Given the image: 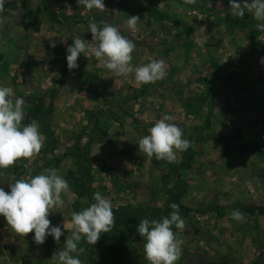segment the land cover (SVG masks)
Returning a JSON list of instances; mask_svg holds the SVG:
<instances>
[{"label": "crops", "instance_id": "obj_1", "mask_svg": "<svg viewBox=\"0 0 264 264\" xmlns=\"http://www.w3.org/2000/svg\"><path fill=\"white\" fill-rule=\"evenodd\" d=\"M49 2L46 8L45 0H5L0 10V86L23 97L25 124L37 121L43 139L38 154L15 162L19 172L0 169V187L7 191L9 183L39 174L45 161L55 160L69 191L49 219L67 229L59 244L49 236L37 245L34 233L18 235L0 216V264H56L54 253L71 234V213L91 199L69 178L80 163L73 146L83 132L95 192L113 208L164 202V176L173 167L188 181L181 196L190 209L182 216L185 229H173L183 242L176 264H204L211 256L208 261L253 264L264 250L255 237L264 233V213L246 210L264 206L253 201L254 192H264V32L256 30L257 21L249 13L233 16L228 0H104L103 11H88L77 0ZM130 15L140 18L135 33L124 24ZM90 21L119 26L136 45L132 63L163 59L166 77L144 85L131 75L115 78L90 52L77 61L89 73L69 72L66 48L76 37L91 42ZM210 80L215 102L190 109L191 101L208 93ZM46 91L53 94V150H47L44 120L28 117L42 106L29 97ZM165 114L196 145L188 168L181 167L185 151L168 163L138 149V140ZM236 129L245 131L247 143L232 137ZM236 207L244 213L240 222L230 217Z\"/></svg>", "mask_w": 264, "mask_h": 264}, {"label": "clouds", "instance_id": "obj_2", "mask_svg": "<svg viewBox=\"0 0 264 264\" xmlns=\"http://www.w3.org/2000/svg\"><path fill=\"white\" fill-rule=\"evenodd\" d=\"M5 0H0L2 10ZM192 3L193 0H186ZM88 11L105 10L104 0H77ZM229 10L236 17L246 13L257 21L256 30L264 32V0H228ZM140 18L130 15L124 22L126 28L135 33ZM92 40L76 37L66 48V65L69 72L79 67L78 57L88 58L90 52L115 78H134L138 85L152 84L163 80L167 68L163 59H151L147 63L134 65L132 53L135 43L121 33L120 27L101 21L89 22ZM264 64V58L260 61ZM23 97L14 96L13 89L0 86V169H7L17 160L30 159L43 147L40 125L33 120L24 124ZM172 115L165 114L148 128L147 134L137 142L138 149L147 157L173 163L177 153L187 151L190 141L184 138L183 129L173 122ZM69 191L68 181L56 168H46L39 174L16 179L9 183L8 190L0 187V216H3L12 230L25 236L32 232L37 245H43L47 237L60 243L65 222L53 225L49 219L55 208L65 203L63 193ZM93 203L80 211L71 213V234L66 237L63 247L54 253L56 264H82L80 254L85 249L80 246L84 240L95 245L101 233H108L114 224L111 201L101 192L93 193ZM172 211L159 220L147 218L139 221L136 231L144 238V257L149 264H176L182 255L181 240L176 238L173 227L185 229V221L179 213V205L169 204ZM231 219L240 222L244 213L234 209Z\"/></svg>", "mask_w": 264, "mask_h": 264}, {"label": "trees", "instance_id": "obj_3", "mask_svg": "<svg viewBox=\"0 0 264 264\" xmlns=\"http://www.w3.org/2000/svg\"><path fill=\"white\" fill-rule=\"evenodd\" d=\"M49 4V0H45L46 8H48ZM38 106L39 108L36 107L32 112L29 113L28 117L43 119L46 114L52 112L51 109L46 110L43 105ZM44 123L46 124V132H48L50 136H53V133L49 132V125L47 122ZM87 159L92 160L90 157ZM192 161L193 152L190 144V147L187 149V151H185L181 167H190ZM73 174L76 175L75 172H70L69 178L73 181L76 189L79 191L82 184ZM183 191L184 190H177L175 188L171 189L169 198L164 206L128 205L113 208L114 224L111 230L108 233H101L100 238L95 245H90L82 240L84 241L83 248L85 249V252L81 255L84 257L87 256L91 262L90 264H144V258H140L139 254L136 252V250H132L131 246L134 245L137 247V249H139L141 247V241L144 240V238L141 237L136 231L139 221L145 218L149 220H159L160 218L167 216L172 211V209L169 208V204L171 203H176L179 205V213L181 217L186 216L190 212V209L181 203ZM80 194L84 195V192H81ZM90 200V204L93 203L92 199ZM246 210L250 213L258 212L259 214H262L264 213V206H256L255 204H251L246 207ZM139 239H141L140 243L135 244L134 242Z\"/></svg>", "mask_w": 264, "mask_h": 264}, {"label": "rangeland", "instance_id": "obj_4", "mask_svg": "<svg viewBox=\"0 0 264 264\" xmlns=\"http://www.w3.org/2000/svg\"><path fill=\"white\" fill-rule=\"evenodd\" d=\"M74 70L77 72L83 73V74L89 73V72H87L86 68L81 67L80 65L77 69H74ZM211 81L213 82V80H210V86L208 87V90H207L208 93L202 97H196L194 99V101H191V104L189 106L190 109H192L193 107L202 106L206 102L208 104H212L213 102H215V95L213 93L214 90H213V87L211 86L212 85ZM52 97H53V94L51 93V91H46L44 94L40 93L38 95H34L32 97H29V98L32 101L35 99H39L40 100L39 102L42 103L44 108L47 110V109H50V106L52 103ZM53 113L54 112H50L43 117L44 122H47L48 125H49V123H52V120L54 119ZM25 121H26V118H24V121H23L24 124H25ZM191 128L192 127H190V130H191ZM49 132H51L50 126H49ZM197 134H200V132L197 131ZM82 135L77 137V139L74 143V146H73L74 150H76L78 152V154L80 155V158H81L80 163L78 164V167H76L77 168V171L75 172L76 175H74V174L73 175L76 176V178L79 179V182L82 184L79 191L84 192V195L86 194L89 198L92 199L93 193H95V189H96L94 187V184L92 183V179H91V176L89 174V167L92 163V160L87 159L89 156L87 154L86 141L83 139L84 138V132L82 133ZM238 136H240V137H238ZM232 137L234 139H237V141H239L240 144L248 142V140L246 138V133L243 130H239V129L234 130ZM56 141L57 140H56L55 132H54L53 136L49 137L50 143L47 147V150H53L56 147ZM191 146H192V144H191ZM194 146H195L194 147L195 149H193V147H192L193 158H194V150H196V145L194 144ZM197 148H199V147H197ZM161 161L166 162L165 160H161ZM193 161H194V159H193ZM19 162H20V160H19ZM57 163H58V160L56 158V164ZM43 165H44L43 170L46 168H54L55 160L50 159L48 161H45V164H43ZM7 169L8 170L11 169L13 171L19 172L20 171L19 163L18 164L14 163L12 166H10ZM164 177H165L164 181L166 184V188L168 190L166 193L167 199L164 202L159 201V203H154V204H152L153 206L154 205L164 206L165 203L167 202L168 198H169V194H170L171 189L175 188L177 190H185L186 186L188 185V181L185 179V177H182L178 173V170L176 169V167H173V169L170 170L169 176H164ZM253 196H254L253 197L254 202H258L259 204H261V203L264 204V192L258 193V191H256V192H254ZM92 201H93V199H92ZM88 203H89L88 204V206H89L90 202H88ZM137 205H146V204H136V205H130V206H137ZM126 206H128V205H126ZM246 206H248V205H246ZM236 209H238V207H236ZM258 226H259V223H258ZM257 228H258V230H260V227H257ZM255 237H256V240L259 241L258 244H256L257 248H259V247L264 248V233L263 234L257 233ZM140 241H141V239L136 240L134 243L138 244V243H140ZM83 242L84 241H81L82 247L84 246ZM144 242H145L144 240L141 241V247L139 249H137V247L134 245H131V246H132V250H136V252L139 254L140 258H144V264H147V260L144 257ZM211 255L212 254L210 253L209 256H211ZM80 256H81V260L87 261L88 264L91 263L89 261V259L87 258V256L84 257L81 254H80ZM206 258L207 259L203 262L204 264H217V262H221V264H228V260H226V259H221V261L212 262V261H208L209 258H212V256L206 257ZM263 260H264V250L262 251V253L258 257H256V259H254L253 264H261V263H263Z\"/></svg>", "mask_w": 264, "mask_h": 264}]
</instances>
